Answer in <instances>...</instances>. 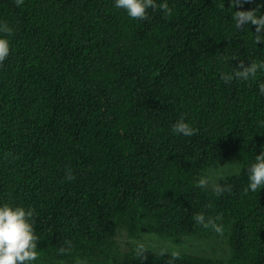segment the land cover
I'll use <instances>...</instances> for the list:
<instances>
[{
	"label": "trees",
	"instance_id": "trees-1",
	"mask_svg": "<svg viewBox=\"0 0 264 264\" xmlns=\"http://www.w3.org/2000/svg\"><path fill=\"white\" fill-rule=\"evenodd\" d=\"M167 2L170 15L133 20L115 0H0L13 30L0 65V206L34 212L31 264H167L170 253L122 249L142 233L203 238L204 253L173 264H264V187L245 191L264 151V71L220 78L264 61L254 26L232 19L257 4L264 15V0ZM181 119L197 134L175 133ZM216 184L231 191L217 196Z\"/></svg>",
	"mask_w": 264,
	"mask_h": 264
},
{
	"label": "clouds",
	"instance_id": "clouds-1",
	"mask_svg": "<svg viewBox=\"0 0 264 264\" xmlns=\"http://www.w3.org/2000/svg\"><path fill=\"white\" fill-rule=\"evenodd\" d=\"M24 0H14V3L19 6L23 4ZM253 0H229V7L240 8L245 3H252ZM114 6L116 8L124 9L127 12L129 18L133 20H146L148 18L147 10L149 8H159L165 14H171V8L167 0H162L157 4V0H115ZM224 6V0H223ZM260 7L257 6L247 11H235L232 19L235 21L237 29H242L246 25L254 26V39L255 43H264V15H258ZM0 33L4 36L0 37V65L7 59L10 54V42L7 39L8 36L13 34V30L8 24L0 23ZM235 59V58H233ZM239 70H233L231 74L224 73L221 75V79L224 83L229 84L233 79L248 81L250 78H255L258 71H264V61L259 64L251 61L247 66L241 60L237 66ZM259 91L264 95V83L259 85ZM173 131L177 134H182L185 137H191L197 134L198 129L191 127L183 119L178 120L173 125ZM65 179L73 180L75 176L70 170L66 171ZM249 184L245 191L257 192L258 189L264 187V151H261L259 155L255 157V162L248 168ZM208 181L201 179L198 183V187H206ZM213 191L217 196L222 195L225 191H231L230 186L214 185ZM34 212L31 209L25 210L22 207H13L9 204L0 206V264H31L39 258L37 251V242L39 237L34 231ZM222 217L218 216L217 219ZM196 224L202 225L206 228L210 227L219 235H223L224 229L222 225H218L215 221L208 217L206 218L203 213H198L193 217ZM71 248L70 242H68L67 248L61 247L60 253H64ZM147 247L140 243L136 248V256L140 259H145V252ZM168 253L166 248L160 249V254L163 256ZM169 255V253H168ZM172 259L167 260V264H173V262L179 258V250H173L170 253ZM77 264H82L78 261Z\"/></svg>",
	"mask_w": 264,
	"mask_h": 264
},
{
	"label": "rangeland",
	"instance_id": "rangeland-1",
	"mask_svg": "<svg viewBox=\"0 0 264 264\" xmlns=\"http://www.w3.org/2000/svg\"><path fill=\"white\" fill-rule=\"evenodd\" d=\"M203 239V238H202ZM201 238H183L180 242L163 240L159 236L152 233H142L135 238L129 240L128 243L124 241L121 242V247L125 251L130 248H137V245L143 243L147 247L146 253L150 255H160V249L166 248L168 253L173 250H179L180 253L183 252H199L204 248V242ZM204 253V251H202Z\"/></svg>",
	"mask_w": 264,
	"mask_h": 264
}]
</instances>
